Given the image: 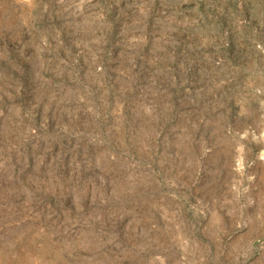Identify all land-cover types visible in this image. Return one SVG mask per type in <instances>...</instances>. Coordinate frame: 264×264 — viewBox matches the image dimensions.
Listing matches in <instances>:
<instances>
[{"label":"rangeland","instance_id":"1","mask_svg":"<svg viewBox=\"0 0 264 264\" xmlns=\"http://www.w3.org/2000/svg\"><path fill=\"white\" fill-rule=\"evenodd\" d=\"M0 264H264V0H0Z\"/></svg>","mask_w":264,"mask_h":264},{"label":"trees","instance_id":"2","mask_svg":"<svg viewBox=\"0 0 264 264\" xmlns=\"http://www.w3.org/2000/svg\"><path fill=\"white\" fill-rule=\"evenodd\" d=\"M65 153V152H64Z\"/></svg>","mask_w":264,"mask_h":264}]
</instances>
